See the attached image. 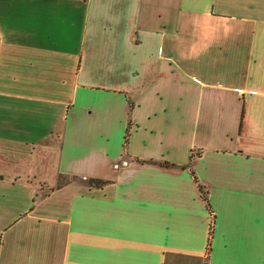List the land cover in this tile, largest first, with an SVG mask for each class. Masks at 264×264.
Masks as SVG:
<instances>
[{
    "label": "crops",
    "instance_id": "0c3cea01",
    "mask_svg": "<svg viewBox=\"0 0 264 264\" xmlns=\"http://www.w3.org/2000/svg\"><path fill=\"white\" fill-rule=\"evenodd\" d=\"M0 264H264V0H0Z\"/></svg>",
    "mask_w": 264,
    "mask_h": 264
},
{
    "label": "trees",
    "instance_id": "16d2710c",
    "mask_svg": "<svg viewBox=\"0 0 264 264\" xmlns=\"http://www.w3.org/2000/svg\"><path fill=\"white\" fill-rule=\"evenodd\" d=\"M128 135H129V129L127 130V134H126V144L128 142ZM193 161H194V154L192 155V160H191V162L189 164V167L191 169H193V166H192L193 165ZM192 173H193V175L195 177V180L198 182V177H197L195 171L192 170ZM76 180H77L76 176H70L68 174H62L61 173L59 175L58 183H57V185L55 187L52 188V191H55L57 189H61L62 187L66 186V185H68V184H70V183H72V182H74ZM105 183L106 182L100 181V180H94V179H89L88 180V185L90 187H102ZM199 186H200V189H201L202 196H203L204 200L207 202L209 208L211 209V212L213 213L214 211H213V209L211 207V203L209 201L207 192L204 190V187L201 184H199ZM211 234H213V231H211Z\"/></svg>",
    "mask_w": 264,
    "mask_h": 264
}]
</instances>
